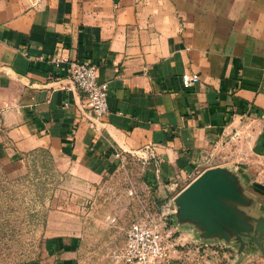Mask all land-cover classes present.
<instances>
[{
  "label": "crops",
  "instance_id": "1",
  "mask_svg": "<svg viewBox=\"0 0 264 264\" xmlns=\"http://www.w3.org/2000/svg\"><path fill=\"white\" fill-rule=\"evenodd\" d=\"M72 60L92 62L108 85L97 129L78 110ZM184 73L199 83L184 89ZM262 117L264 0H0L1 159L44 150L95 183L138 157L171 200L225 168L251 199L248 214L264 219ZM183 231L170 264H214ZM78 243L50 238L48 264H73ZM228 255L222 264H264V241Z\"/></svg>",
  "mask_w": 264,
  "mask_h": 264
},
{
  "label": "rangeland",
  "instance_id": "2",
  "mask_svg": "<svg viewBox=\"0 0 264 264\" xmlns=\"http://www.w3.org/2000/svg\"><path fill=\"white\" fill-rule=\"evenodd\" d=\"M60 166L46 151L22 162L0 158V264H48L49 239L59 236L78 240L73 264H122L125 233L142 220L158 227L169 256L174 238L186 234L176 224L174 192L152 183L138 157L126 158L95 183ZM193 247L214 264L236 251L225 243L200 240Z\"/></svg>",
  "mask_w": 264,
  "mask_h": 264
},
{
  "label": "water",
  "instance_id": "3",
  "mask_svg": "<svg viewBox=\"0 0 264 264\" xmlns=\"http://www.w3.org/2000/svg\"><path fill=\"white\" fill-rule=\"evenodd\" d=\"M251 202L234 173L208 169L175 197L176 224L192 229L200 241L235 246L238 256L250 242L261 250L264 219L248 214Z\"/></svg>",
  "mask_w": 264,
  "mask_h": 264
},
{
  "label": "built area",
  "instance_id": "4",
  "mask_svg": "<svg viewBox=\"0 0 264 264\" xmlns=\"http://www.w3.org/2000/svg\"><path fill=\"white\" fill-rule=\"evenodd\" d=\"M51 61L58 64L61 59L53 57ZM68 70L69 78L81 96L78 110L88 125L97 129L108 115V85L97 82L96 67L88 60L69 61ZM181 83L184 89H189L199 83V78L195 74L184 73ZM121 261L122 264H170L165 238L158 227L147 220L132 224L125 233Z\"/></svg>",
  "mask_w": 264,
  "mask_h": 264
},
{
  "label": "trees",
  "instance_id": "5",
  "mask_svg": "<svg viewBox=\"0 0 264 264\" xmlns=\"http://www.w3.org/2000/svg\"><path fill=\"white\" fill-rule=\"evenodd\" d=\"M37 151H44V150H37ZM37 151L30 152V153H28L26 156H29V155H31V154L37 152ZM46 152H47V151H46ZM26 156H25V157H26Z\"/></svg>",
  "mask_w": 264,
  "mask_h": 264
}]
</instances>
